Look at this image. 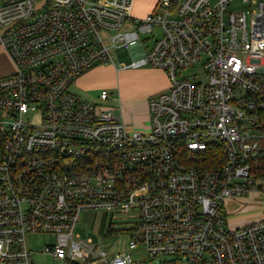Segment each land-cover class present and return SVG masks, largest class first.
<instances>
[{
	"label": "built area",
	"instance_id": "1",
	"mask_svg": "<svg viewBox=\"0 0 264 264\" xmlns=\"http://www.w3.org/2000/svg\"><path fill=\"white\" fill-rule=\"evenodd\" d=\"M240 1L159 0L139 18L131 0H0L15 66L0 76V264H34L30 232L56 233L46 252L69 264H132L76 232L94 211L127 220L130 247L150 257L264 264V216L226 224V202L264 192V0ZM156 26L146 51L140 35ZM123 47L126 67L168 73L143 129L127 126L108 88L96 101L71 91ZM194 65L202 78L177 76Z\"/></svg>",
	"mask_w": 264,
	"mask_h": 264
},
{
	"label": "rangeland",
	"instance_id": "2",
	"mask_svg": "<svg viewBox=\"0 0 264 264\" xmlns=\"http://www.w3.org/2000/svg\"><path fill=\"white\" fill-rule=\"evenodd\" d=\"M132 3L133 0L130 2V13L135 17L145 18L152 12L159 11V9L153 7L150 12L141 16L132 10ZM244 6L246 5L240 0H233L231 4L232 8ZM140 36L144 40V49L149 51L155 40L161 36V29L156 26L153 32L141 33ZM7 53L4 47L0 45V76L10 74L15 70L14 63L11 61L12 59L8 58ZM133 60L134 53L132 49L126 47L115 49L113 50V62L90 69L83 77L78 78L72 84L71 91L81 98L96 101L101 90L108 88L112 92L109 102L117 106L116 112L122 115L127 126L134 129H143V127L150 124L149 119L151 116L149 97L146 96L153 92L156 93L159 85L163 84L165 80L168 81L169 78L168 75L167 77L162 75L156 69L157 67L150 64L138 68L126 67ZM202 74L203 70L198 65H194L179 69L177 76L179 78L186 76L195 80V76L202 78ZM145 98H147L146 103ZM145 105H148L147 115L144 111H141V108H145ZM29 117L33 118L32 114ZM263 197L264 192L262 191L258 194L239 195L226 202L228 208L227 226L231 228L238 227L264 216V201L261 200ZM126 221L122 218H114L111 211L107 215L101 214L99 211L83 212L76 232L80 233L81 237H91L94 241L102 243L113 254L130 252L134 260L132 264H186L184 258L174 254L150 257L146 248L141 244L131 248L129 245L131 235L126 231L131 224ZM99 225L100 228L98 229ZM111 228L114 231H111ZM116 229H123V231L118 230L116 232ZM57 240L56 233H28L27 243L33 252L34 264H69L65 259L54 258L46 252V245L55 243Z\"/></svg>",
	"mask_w": 264,
	"mask_h": 264
},
{
	"label": "crops",
	"instance_id": "3",
	"mask_svg": "<svg viewBox=\"0 0 264 264\" xmlns=\"http://www.w3.org/2000/svg\"><path fill=\"white\" fill-rule=\"evenodd\" d=\"M159 0H133V3H132V10L136 13V14H140L141 16L142 15H145L146 13L150 12L152 10L153 7H157V4H158ZM131 6V5H130ZM8 54V53H7ZM9 56V54H8ZM10 58V56L8 57ZM11 59V58H10ZM12 61V60H11ZM158 69V71H160V73L162 75H165L167 77L168 73L161 69V68H156ZM89 71V70H88ZM88 71H86L83 75H81L80 77H83ZM167 79V78H166ZM165 80V78H164ZM169 85V79L168 81L165 80V82L163 84H160L157 91L162 90L164 88H166L167 86ZM156 91V92H157ZM155 92L147 95L146 97L150 98V96H152V94H154ZM147 98L144 99L145 103L147 101ZM148 98V100H149ZM141 111H144L145 115H147V111H148V105L146 106L145 105V108H141ZM140 114V113H139ZM138 114V115H139Z\"/></svg>",
	"mask_w": 264,
	"mask_h": 264
},
{
	"label": "trees",
	"instance_id": "4",
	"mask_svg": "<svg viewBox=\"0 0 264 264\" xmlns=\"http://www.w3.org/2000/svg\"><path fill=\"white\" fill-rule=\"evenodd\" d=\"M256 173L259 177H264V152L260 157V165L256 169ZM110 230L114 231L112 228Z\"/></svg>",
	"mask_w": 264,
	"mask_h": 264
}]
</instances>
